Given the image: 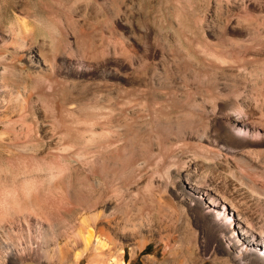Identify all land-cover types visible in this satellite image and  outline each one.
<instances>
[{
	"label": "rangeland",
	"instance_id": "rangeland-1",
	"mask_svg": "<svg viewBox=\"0 0 264 264\" xmlns=\"http://www.w3.org/2000/svg\"><path fill=\"white\" fill-rule=\"evenodd\" d=\"M29 48L54 58L57 84L49 94L57 86L67 89L75 82L81 89L102 78L116 87H138L145 81L136 74L142 61L161 72L167 69L171 76L177 73L178 63L192 89L216 78L218 99L206 103L208 126L201 130L210 140L208 149L225 158L208 163L191 152L182 155L179 148L172 153L188 160L190 168L215 184L219 196L230 200L252 228L264 232V198L242 178L247 176L264 189V0H0V72L5 67L13 69L7 80L0 74V81L8 84L7 91H0V108L5 100L22 93L17 83L26 81L31 70L25 58ZM210 61L225 67L230 76H215ZM27 85L33 89L31 83ZM89 95L97 104L96 97ZM35 104L43 140L22 137L17 144L32 147L43 157L11 149L0 124V237H8L21 250L19 264H58L57 248L63 250V264H108L113 259L123 264H264V251L257 250L260 246L244 261L234 258L237 239H230V234L244 238L237 220L225 224L234 211L213 193H207L209 197L190 193L187 173L180 181L188 198L182 204L184 212L153 213L150 228L143 226L139 233L128 234L112 230L122 222L115 217L111 234H93L91 248L84 250L83 234L78 232L87 222L86 208L76 215L81 207L75 205L71 186L83 190L85 170L76 160L65 166L50 156L54 125L49 113ZM229 114L242 121L237 129L225 124L222 117ZM27 124L32 126V120ZM52 159L59 162L60 173L50 171ZM47 174L50 179L54 176L53 181H47ZM27 187L36 213L22 210ZM118 188L114 186L115 191ZM215 200L222 208L209 206ZM110 203L101 209L106 216L122 207ZM206 207L222 216L216 218ZM56 225L65 234H40ZM42 235L59 243L48 248L55 256L50 261L43 253L47 249L40 247ZM98 239L105 245L100 251Z\"/></svg>",
	"mask_w": 264,
	"mask_h": 264
},
{
	"label": "bare ground",
	"instance_id": "bare-ground-1",
	"mask_svg": "<svg viewBox=\"0 0 264 264\" xmlns=\"http://www.w3.org/2000/svg\"><path fill=\"white\" fill-rule=\"evenodd\" d=\"M42 53L37 48L28 49L25 58L31 70L26 74V81L18 80L17 83L22 93H16L14 98L5 100L0 108L2 134L7 137L11 149L39 159L43 156L39 157L34 148L17 143L22 137H30L39 142L43 140L36 119L35 103L49 113L54 125L52 137L55 139L54 147L49 149L52 152L50 156L57 157L65 166L76 160L85 170L82 174L85 184L82 183L83 190L79 186H71L75 205L81 207L76 215L86 208L87 222L78 232L83 234L84 250L91 248L93 234H111V223L115 217L122 222L117 225L119 228L115 226L112 230L116 229L121 234H128L139 233L143 226L150 228L149 222L153 213L166 216L163 210L167 212L170 209L172 212H184L182 204L188 198L183 194L182 187L180 188V181L182 174L187 173L186 183L190 193L207 197H209L207 193H213L234 211L233 218H225V224L229 223L230 226L234 220H237L240 236L244 237L240 238L234 232L230 234V239H237H234L236 253L234 258L244 261V257L256 252V246H260L257 249L260 252L264 251V232L252 228L230 200L219 196L215 184L202 179L190 168L188 160L172 153V149L179 148L182 155L191 152L195 159L203 162L222 161L224 156L221 152L208 149L206 143L210 140L201 130L208 126L209 114L205 107L206 103L218 99L216 78L201 83V88L192 89L186 83L178 63L176 65L175 62L178 67L177 73L171 76L167 69L161 72L154 64L151 66L142 61L137 66L136 74L145 79L141 84L145 87L141 85L130 89L116 87L102 78L98 84L92 83L81 89L76 87L75 82L67 89L57 86L53 93L49 94L47 91L57 84L55 61L52 55ZM36 55L40 59H37ZM209 67L210 72L215 76L221 75L223 78L230 76L225 67L212 61ZM8 68L5 67L0 72L6 80L13 73V69ZM0 83H2L0 91H7L6 81ZM28 83L33 85V89H29ZM89 94L96 97L94 100H97V104H93ZM222 118L231 128L237 129L242 124L235 114ZM28 120H32V126L27 124ZM189 140L194 142L191 143ZM24 154L21 156H27ZM54 160L50 161L49 169L50 171L54 169L58 173L62 169L60 170L59 162ZM235 161L239 164L244 163L242 159ZM53 178L50 179L49 176L47 181L51 182ZM242 178L251 191L264 198L263 188L258 187L247 176ZM27 180H24L26 185ZM115 185L119 186L117 191L114 190ZM174 189L176 193L171 192ZM25 192V205L22 210L29 209L35 212L37 208L28 187ZM111 201L117 207L120 205L122 207L114 208V212L106 216L101 209L106 208L105 205H110ZM208 204L213 208L221 207L216 200ZM206 208L216 218L222 216V212L210 210V207ZM40 234L65 233L61 226L56 225ZM254 234L257 235V239ZM56 242V239L42 235L40 247L47 249L43 252L47 261L56 255L57 263L63 264L62 248H57L54 255L48 253L51 244L58 246L59 243ZM12 243L8 237H0V264L20 263L22 252ZM102 248H105L104 242L98 239L96 249L100 251ZM110 261L108 264H123L117 259Z\"/></svg>",
	"mask_w": 264,
	"mask_h": 264
}]
</instances>
